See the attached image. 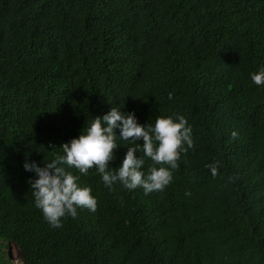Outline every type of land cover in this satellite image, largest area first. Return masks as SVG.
<instances>
[{
  "label": "trees",
  "instance_id": "16d2710c",
  "mask_svg": "<svg viewBox=\"0 0 264 264\" xmlns=\"http://www.w3.org/2000/svg\"><path fill=\"white\" fill-rule=\"evenodd\" d=\"M261 67L264 0H0V264H17L10 244L18 264H264ZM113 106L143 125L185 116L194 148L149 194L68 169L97 210L53 228L24 164L64 155ZM117 143L110 168L134 146Z\"/></svg>",
  "mask_w": 264,
  "mask_h": 264
},
{
  "label": "clouds",
  "instance_id": "9594fccd",
  "mask_svg": "<svg viewBox=\"0 0 264 264\" xmlns=\"http://www.w3.org/2000/svg\"><path fill=\"white\" fill-rule=\"evenodd\" d=\"M256 85H264V67L251 76ZM172 94H169V99ZM120 130L117 136L115 130ZM238 137L237 132L232 138ZM117 138L132 141L122 166L110 168L119 147ZM143 141L140 145L137 141ZM194 148L192 128L183 115L159 116L155 123L140 124L134 112L126 113L113 106L102 117H95L78 138L63 145L64 155H58L44 167L35 162L25 163L26 171H34L38 179L30 181L35 197V206L53 227H62V218L75 219L77 209L95 212L98 201L89 186H80V175L68 169L74 168L81 175H88L95 168L104 184L111 188L120 183L125 189H144L145 194L163 191L173 180V172L179 168L181 154ZM137 150L143 154L137 157ZM146 158L153 163L144 171ZM219 161L207 165L213 177L218 175ZM159 165V167H157ZM67 166V167H65ZM232 178L229 177V180ZM191 195L190 192L185 193Z\"/></svg>",
  "mask_w": 264,
  "mask_h": 264
},
{
  "label": "rangeland",
  "instance_id": "374dc122",
  "mask_svg": "<svg viewBox=\"0 0 264 264\" xmlns=\"http://www.w3.org/2000/svg\"><path fill=\"white\" fill-rule=\"evenodd\" d=\"M9 250H10L11 260L14 263L18 264V262L20 261V256H19V252L17 250V247L14 244H10Z\"/></svg>",
  "mask_w": 264,
  "mask_h": 264
}]
</instances>
